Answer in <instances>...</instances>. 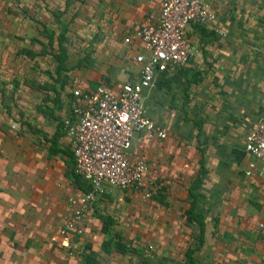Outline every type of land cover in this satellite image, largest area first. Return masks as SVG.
Segmentation results:
<instances>
[{
  "label": "crops",
  "instance_id": "1",
  "mask_svg": "<svg viewBox=\"0 0 264 264\" xmlns=\"http://www.w3.org/2000/svg\"><path fill=\"white\" fill-rule=\"evenodd\" d=\"M253 1L255 0H209L208 6L214 13L215 20L211 24L191 25L187 29V37L192 47V54L187 63L182 68L158 75L153 87L143 94L147 116L166 133V137L163 140H152L137 150L142 151L146 157L147 176L158 178L155 190L164 189L160 181V171L165 168L161 162L169 154L174 161L183 159L180 158L183 146L180 144L176 147L170 133L172 130L174 134L178 133L184 122L177 121L175 115L167 117L164 114L157 117L152 111L155 108L153 107L155 100L163 95L165 88L174 87L180 81L186 83L185 88L193 85L195 79L199 77L194 76L197 73L200 75L214 73L216 67L224 65L226 67L231 63L237 66L233 71H240V66L250 67L245 80L248 82L249 101L246 105H243L244 100L242 101L240 113L233 111V114L242 116H238L237 124L240 133L229 134L225 137L227 139L219 141L221 145L237 144L240 153L231 159L230 167L218 162L217 169L220 171L207 169L198 191L202 198L207 199V204L213 205L218 213L213 212L215 215L211 217L210 213L207 215L202 211L203 243L191 254L192 264H264V228L258 230L256 237L252 236L251 239L240 233L242 228L247 231L250 226H255L264 215V175L257 176L255 172L248 176L244 174L249 158L242 151L244 135L257 119L264 115V57H244L245 51L249 48L253 50L264 48V10L251 6ZM157 2L158 0L96 2L94 6L99 7L96 18L98 22H102L98 29L99 41L115 51L118 46L119 50H124L131 59L135 51L139 50L134 36L135 30L141 23L157 17ZM54 8L57 11L64 9L65 0H0V24L4 23L5 18L16 19L17 16L50 17L49 13ZM99 17L103 20H99ZM42 25L44 23L40 25L41 28ZM4 33H16L15 25L14 27L8 25V29L0 25V34ZM123 39H128L129 43H124ZM4 43L0 40V65L4 64L5 56L9 55L10 51L17 49L16 45L12 44L11 47L10 43L7 45ZM137 69L133 62L129 68L120 69L116 77L121 80L115 83L132 80ZM240 77L241 74L237 80L234 79L235 85L241 80ZM203 81L204 79L200 83ZM258 82L263 83L260 86L261 89L263 87V93L256 91ZM105 85L116 87L114 84ZM189 121L191 124L195 123L193 118ZM195 133L193 138L196 143ZM53 136L52 134L46 140L23 139L15 136L10 127L8 129L0 124V264L65 262V254L58 246V229L64 214L65 197L71 184L65 178L66 158L60 153L48 152L50 146L48 139H52L56 148H59V137L52 138ZM209 145H213V141L206 137L205 146ZM197 160L198 157L194 159V164L197 165L196 173ZM206 161L207 166L210 165L209 157ZM189 162L193 164V161ZM196 173L182 188L176 184L171 187L177 194L181 193V197L177 198L179 201L176 203V209L169 204L166 206L159 204L157 210L154 209L156 211L154 217L138 220L136 229L131 232L123 227L120 229L116 226L114 229L108 227L109 234L116 233L124 243L136 248V253L120 254L112 247L107 252L100 251V243L109 240L110 235L101 233L102 223L93 218L90 207L83 221L84 232L76 242V253L70 263L82 264L81 248L87 244L95 253L98 264H140L142 257L150 264H186L184 254L188 248L193 247L197 236L196 227L185 221V211L188 207L187 188ZM227 175L231 184L216 189L214 177L221 181L219 178H225ZM125 193L138 197L133 192ZM251 193L256 197V201H253L255 207L248 203V196ZM144 205L146 206V203ZM178 208L180 213L177 212ZM166 210H171L169 215L166 214ZM234 215L242 217L235 219ZM141 246L147 248L141 251Z\"/></svg>",
  "mask_w": 264,
  "mask_h": 264
},
{
  "label": "rangeland",
  "instance_id": "2",
  "mask_svg": "<svg viewBox=\"0 0 264 264\" xmlns=\"http://www.w3.org/2000/svg\"><path fill=\"white\" fill-rule=\"evenodd\" d=\"M96 2L99 3L100 0H67L65 8L58 11L54 8L49 13L50 17L17 16L16 19L5 18L4 23L0 24L5 29H8V25L13 27L15 25L16 30V33L0 34V40L4 41L5 45L10 43L11 47L13 44L17 48L16 51H10L9 55L5 56L4 64L0 65V124L8 129L10 127L15 136L36 141L46 140L52 134L57 135L59 148L69 150L67 136L65 133L58 135L55 126L56 117L62 119L66 115L65 98L72 78L83 79L89 86L105 83L117 87L119 83L115 82L121 79L117 78L116 74L120 69L125 70L131 66V59L124 50H119L118 46L117 51L112 50L99 41L98 29L102 22H98L96 18L99 8L94 6ZM251 6L264 10V0H255L251 2ZM51 12L54 14L59 12L58 17L56 15L53 17ZM99 20L103 19L99 17ZM42 23L45 28H41ZM63 25L66 30L64 40L58 44L57 36ZM56 56H59L58 61ZM261 56L264 57L263 47L255 50L249 48L244 54V57ZM234 68L237 66L231 63L226 67L225 65L216 67L214 73L205 75L197 73L194 76L199 77L195 79L193 85L185 88L186 83L180 81L174 87L165 88L163 95L155 100L153 105L155 108L152 111L157 117L164 114L167 117L175 115L177 121L184 122L177 134H174L173 130L170 134L176 142V147L180 144L184 147L180 150V158L185 160L174 161L169 154L161 162L165 168L160 171L165 206L169 204L176 209V203L179 201L177 198L181 197V193L177 194L171 187L176 184L182 188L196 173L197 165L194 164V159L199 156L200 148L203 150L204 165L212 171H220L219 168L217 169L218 162L230 167L231 159L240 153L237 144L221 145L219 142L227 139L225 137L229 134L239 135L240 128H237V124L239 117L242 116L233 113L235 111L240 113L239 107L243 100V105L249 101L248 82L245 80L250 67L240 66V71H233ZM239 74L242 82L239 81L235 85L233 81L238 79ZM202 79L204 81L201 84ZM257 84L259 85L256 91L263 93V87L260 88L263 83ZM190 118L195 120L194 124H191ZM197 129L199 131L195 133L197 139L195 143L193 135ZM206 137L213 141V145L205 146ZM207 157L210 162L208 166ZM189 160L193 161V164ZM219 179L221 181H217L214 177L216 189L231 184L229 175ZM197 195L200 212L204 211L207 215L210 213L211 217L215 212L218 213L213 205L207 204V199L202 198L199 193ZM253 201H256V197L251 193L248 196V203H252L251 205L255 207ZM158 206L160 205L155 198L146 202L141 200L139 195L136 197L110 189L96 198L90 207L93 218L99 222L108 221V227L111 226L113 229L114 226L118 229L123 227L131 232L136 229L138 220L154 217L156 214L154 209ZM168 210H166L167 215L171 212ZM177 210L180 213V208ZM175 216L177 217L176 213ZM234 217L239 219L242 215H234ZM256 229L255 226H250L247 231L245 228L240 229V233L245 238L251 239L252 236L256 237L258 232ZM146 248L141 246V251Z\"/></svg>",
  "mask_w": 264,
  "mask_h": 264
},
{
  "label": "built area",
  "instance_id": "3",
  "mask_svg": "<svg viewBox=\"0 0 264 264\" xmlns=\"http://www.w3.org/2000/svg\"><path fill=\"white\" fill-rule=\"evenodd\" d=\"M208 1L158 0L157 17L141 23L134 33L139 50L131 58L138 67L132 80L112 87L103 83L89 86L83 79L72 78L61 130L69 141L73 172L84 184L82 190L71 185L65 197L58 229L64 264H71L75 256L84 217L96 198L116 189L136 193L147 201L155 191L158 178L147 176L146 157L138 150L152 140L165 139L166 133L147 116L143 94L153 87L158 75L187 63L192 54L187 29L215 20ZM123 42L129 43L128 39ZM242 151L249 158L244 174L263 176L264 115L244 135ZM255 228H264V215Z\"/></svg>",
  "mask_w": 264,
  "mask_h": 264
},
{
  "label": "trees",
  "instance_id": "4",
  "mask_svg": "<svg viewBox=\"0 0 264 264\" xmlns=\"http://www.w3.org/2000/svg\"><path fill=\"white\" fill-rule=\"evenodd\" d=\"M66 5H67V0H65V6ZM51 13L53 17L55 15L58 17L59 12L57 14H54V12H51ZM42 28H45V26L42 25ZM200 30L201 32H203V29L200 28ZM65 32H66L65 26L63 25L57 36L58 44L62 43V41L64 40ZM62 50L63 49H61L60 52H62ZM56 60L57 61L59 60V56H56ZM57 68L59 69V66ZM56 72H57V69H56ZM56 121L57 123L55 126V130L58 135H62L63 134L61 130L62 120L61 118L56 117ZM198 131L199 130L197 129L196 134L198 133ZM55 136L57 135H54L52 138H54ZM47 142L50 144L48 148V152L50 154L60 153L66 158L65 162H66L67 170L65 171V178L70 182L72 187L82 190L84 182L80 177L75 175L73 172L74 161H73L70 148L69 150L56 148V145H54V142L52 139L51 140L48 139ZM198 151H199V156L197 160L198 170H197L196 176L192 179L190 185L187 188L188 207L185 211V221L186 223L193 224L196 227L197 236L195 238V243L193 247L188 248L184 254V262L186 264H192L191 254L202 245L203 235H204L203 213L199 211V208L197 206V200H198L197 193H198V189L200 188L202 184V177L207 173V168L204 165L203 150L200 148ZM163 190H164L163 188L156 189L150 195V199L155 198L158 204L165 205V203L163 202V196H162ZM108 223H109L108 221H105V222L102 221L101 229H100L101 233L109 234V232L107 231V228L109 225ZM109 235H110L109 240L102 241L100 243V246H99L100 251L107 252L108 249L112 247L116 252L120 254L136 253V248H133L130 245H127L126 243H124V241H122V238L118 236L116 233H112ZM81 254H82V264H98L96 261L95 253L90 250L87 244L83 245V247L81 248ZM140 264H150V263L146 260V258L142 257Z\"/></svg>",
  "mask_w": 264,
  "mask_h": 264
}]
</instances>
